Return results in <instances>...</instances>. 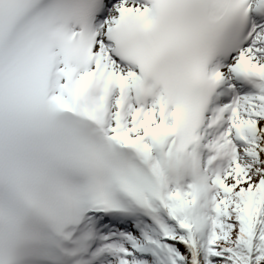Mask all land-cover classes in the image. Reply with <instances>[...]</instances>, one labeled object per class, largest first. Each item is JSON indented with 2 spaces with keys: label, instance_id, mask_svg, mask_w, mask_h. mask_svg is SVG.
<instances>
[{
  "label": "snow or ice",
  "instance_id": "snow-or-ice-1",
  "mask_svg": "<svg viewBox=\"0 0 264 264\" xmlns=\"http://www.w3.org/2000/svg\"><path fill=\"white\" fill-rule=\"evenodd\" d=\"M0 264H264V0H0Z\"/></svg>",
  "mask_w": 264,
  "mask_h": 264
}]
</instances>
